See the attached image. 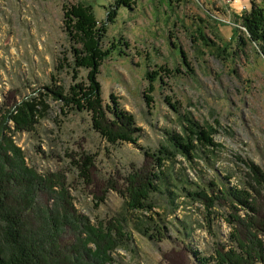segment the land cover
I'll return each mask as SVG.
<instances>
[{
  "label": "rangeland",
  "instance_id": "1",
  "mask_svg": "<svg viewBox=\"0 0 264 264\" xmlns=\"http://www.w3.org/2000/svg\"><path fill=\"white\" fill-rule=\"evenodd\" d=\"M82 1L104 20L103 6L115 0H0V157L8 153L11 172L26 171L27 183L16 190L30 196L16 205L28 203L30 225L48 235L53 231L42 222L51 209L50 221L68 216L81 224L60 230L61 247L51 249L60 264H264V55L240 18L251 0H137L133 10H120L99 80L105 101L114 93L134 115L136 145L110 143L87 112L66 114L56 94L66 95L87 75L82 68L73 77L64 26L63 5ZM239 34L247 45L238 43ZM41 94L44 115L17 124L19 105ZM185 116L215 129L219 149L211 160L199 156L198 165L178 157L174 171L187 179L175 180L181 207L173 212L167 196L153 193L165 219L140 233L121 219L124 203L146 190L160 170L154 153L183 137ZM5 225L0 218V248L11 255ZM89 230L96 241L122 232L129 238L104 263ZM46 257L39 255L42 264H49Z\"/></svg>",
  "mask_w": 264,
  "mask_h": 264
},
{
  "label": "trees",
  "instance_id": "2",
  "mask_svg": "<svg viewBox=\"0 0 264 264\" xmlns=\"http://www.w3.org/2000/svg\"><path fill=\"white\" fill-rule=\"evenodd\" d=\"M136 4L137 0H115L114 5L103 6L106 10L104 20L97 17L93 4L82 1L78 4L63 5L64 26L69 35L74 54V63L71 66L73 77L78 79L82 68L87 71V75L85 80L81 79L71 86L66 95L64 92L56 94L68 108V111L65 112L66 114H70L74 110L87 112L92 118L94 129L113 144L126 142L136 145L139 137L138 133L141 131L136 126L134 115L120 105L114 93L110 96V103L105 101L103 85L99 80L101 66L113 52V49L105 47V39L108 37L110 24L117 22L122 8L133 10ZM240 18L241 24L245 28L246 38L249 42L258 46L264 55V7L256 0H251L250 9L245 10ZM243 38L239 34L238 43L245 46L247 43ZM125 45L129 47L128 41H125ZM166 71L170 72L168 69ZM147 76L149 78L153 77L150 72H148ZM150 90H152V86H150ZM42 97V94L34 96L31 100H26L19 105L12 116L17 124L27 125L32 118L37 119V117L44 115L48 105ZM146 98L152 101L150 96L147 95ZM184 118L185 132L183 137L173 136L169 145H162L157 154L154 153L160 170L153 175V179L147 181L145 184L146 190L137 189L124 203L120 214L121 219L129 227L133 224V227L140 233H147V229H152L158 222H164L165 219L156 210L157 201L152 195L153 193L163 197L167 196L168 206L173 212H177L181 207L179 200L181 194L177 192L179 187L175 180L179 179L182 181L181 183L185 182L186 184L187 179L181 176L183 172L174 171L173 165L178 161V157L181 155L185 161L198 165L197 159L199 156L204 154L211 160V156L216 154L219 149L220 144L214 140L211 133L215 132V129L209 130L204 125L189 118V116ZM184 135L186 138H184ZM7 154V152H4L3 156L0 157V218L6 224L5 237L9 242L13 241L12 244L14 246L11 247V255L8 253L7 255L3 254V250L0 248V264H42L39 260V255L44 253L49 260V264H60L58 263L56 251L52 252L57 247H61L60 245L57 246L56 239L61 237V233L59 234L60 230L64 231L66 227H77L79 229L81 224L80 226H75L78 221L75 219L70 220L67 216V218L59 222L54 217H51L52 225L49 214H51L53 209L50 210L48 208V211H50L43 218L42 223L47 224L45 229L53 231V234L48 235L45 230L36 231L30 225L32 224L30 222L32 207L25 202L16 205V203L26 200V194L30 198L26 191L16 190L20 189L21 184L24 187L27 183L21 178V174L26 173V171L22 169V171H17V173L14 172L15 170L11 172L9 157L8 159L7 157L5 158ZM171 164L172 167L170 168ZM251 165L254 169L253 173L259 178V169L253 163ZM229 176L226 177L227 180L230 179ZM262 182H264L263 179ZM196 186L199 188L197 184ZM195 192L196 190H194ZM191 193L193 192L189 190L188 195L190 197ZM34 196L35 194L31 195L33 203L38 200ZM20 198L25 200H20ZM91 230L88 231L90 235L88 236L89 241L96 243L98 246L95 251L96 259L104 263L105 257L109 253L108 251L122 247L125 238H129V236H124L127 233L122 232V234H118L122 238L107 236L96 241L94 239L96 234H91ZM190 230H193V228ZM22 231H24L23 235H21ZM57 233L59 234L58 236ZM53 236L54 238H50ZM59 242L63 246H66L65 243H70L69 241L61 243L60 239Z\"/></svg>",
  "mask_w": 264,
  "mask_h": 264
},
{
  "label": "bare ground",
  "instance_id": "3",
  "mask_svg": "<svg viewBox=\"0 0 264 264\" xmlns=\"http://www.w3.org/2000/svg\"><path fill=\"white\" fill-rule=\"evenodd\" d=\"M223 197V196H222ZM232 203V202H231ZM241 204V203H240ZM208 258V257H207Z\"/></svg>",
  "mask_w": 264,
  "mask_h": 264
}]
</instances>
